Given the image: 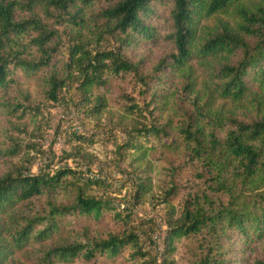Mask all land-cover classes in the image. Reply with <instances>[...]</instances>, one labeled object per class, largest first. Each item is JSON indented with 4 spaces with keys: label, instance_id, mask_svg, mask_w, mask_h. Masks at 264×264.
Masks as SVG:
<instances>
[{
    "label": "trees",
    "instance_id": "obj_1",
    "mask_svg": "<svg viewBox=\"0 0 264 264\" xmlns=\"http://www.w3.org/2000/svg\"><path fill=\"white\" fill-rule=\"evenodd\" d=\"M160 23H168L167 30L158 31ZM64 35L66 59L59 69ZM161 35L173 52L155 70L163 73L164 64L174 75L165 93L172 97V114L164 117L166 110L156 107L162 113L143 127L130 126L119 148L141 161V139L168 140L162 145H174L190 159L198 190L179 199L184 189L175 169L161 199L169 208L164 262L173 264L174 241L186 236L191 264H264L245 254L230 256L235 239L260 242L264 250V0H0V109L12 106L1 93L17 88L22 75L35 77L41 97L52 101L74 84L88 96L115 79L143 81L152 74L144 75L142 61L129 59L124 49ZM111 40L116 47H106ZM121 96L128 117L144 114L135 97L125 91ZM92 102L93 116L108 106L102 93ZM37 109L25 105L21 117ZM23 152V146L0 140L7 163L0 170V264H14L9 258L16 251L52 264L101 255L117 260L128 248L126 262L149 264L150 253L132 231L97 238L85 230L64 239L69 217H100L113 207L92 194L98 181L69 168L33 172L32 158L13 161ZM151 188L142 181L136 198Z\"/></svg>",
    "mask_w": 264,
    "mask_h": 264
},
{
    "label": "rangeland",
    "instance_id": "obj_2",
    "mask_svg": "<svg viewBox=\"0 0 264 264\" xmlns=\"http://www.w3.org/2000/svg\"><path fill=\"white\" fill-rule=\"evenodd\" d=\"M205 23L212 25L213 19ZM156 27L161 32L168 28L169 24L160 23ZM63 42L64 48L55 64L59 69L63 68V59H66L65 47L68 39L65 35ZM117 44L111 40L110 43L107 42L106 47H116ZM172 52L164 35L158 39L132 42L128 49H124L125 55L133 61H142L141 71L144 75L150 73L152 76L138 82L115 79L108 87L96 89L88 96H84L78 84H74L62 90L59 100H49L41 97L39 81L26 75L19 77L17 88L13 85L9 93H1L7 94L12 106L6 110L0 109V140H4L9 147L21 145L26 151L13 158V161H24L27 164L28 159L32 158L31 168L36 173L41 169L53 173L59 169H72L84 180L98 181L93 185L92 194L113 207L100 217H69L64 239L73 238L75 233L82 235L85 230L97 238L132 231L140 236L141 245L150 253L147 258L149 264H165L164 258L168 251L166 238L169 231V208L161 199L164 191L172 185L171 176L175 169L179 172L177 183L184 189L179 199L184 197L185 193L198 190L190 159L174 145H162L168 140L160 143L154 138L141 139L146 152L141 161L136 160L138 154L133 151L123 156L124 149L119 146L128 140L126 131L130 126L143 127L160 114V109L156 107L166 110L164 117L172 114V105L169 103L172 97L165 98V93H168L174 82V75L164 64L161 67V71L165 70L164 74L155 70V65ZM197 74L202 75L199 67ZM199 81L201 82L200 79ZM124 91L135 97L136 103L144 107L143 115H136L134 118L126 115L121 96ZM98 93L105 96L108 106L101 114L93 116L88 111L93 107L92 101ZM25 105L39 106V109L34 112L28 110L25 116L21 117ZM13 109H18V114H10ZM6 164L0 157V170ZM142 181H149L152 188L138 199L136 192ZM41 201L43 202L44 198ZM175 203L179 209V201ZM117 212L121 213V218L115 216ZM188 242L186 236L175 239V249L169 257L173 264H191L187 251ZM232 245L231 257L236 255V259H241V255L245 254L251 259H264L260 242L244 243L242 239H235ZM131 251L128 248L117 260L101 255L92 261L72 262L56 259L52 264L144 263L141 259L126 262L125 258ZM28 255L29 253L16 251L9 260L12 259L14 264H41Z\"/></svg>",
    "mask_w": 264,
    "mask_h": 264
}]
</instances>
